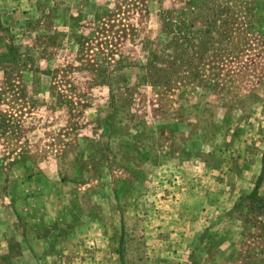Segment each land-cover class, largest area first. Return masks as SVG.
<instances>
[{
	"label": "rangeland",
	"instance_id": "rangeland-1",
	"mask_svg": "<svg viewBox=\"0 0 264 264\" xmlns=\"http://www.w3.org/2000/svg\"><path fill=\"white\" fill-rule=\"evenodd\" d=\"M263 206L264 0H0V264H264Z\"/></svg>",
	"mask_w": 264,
	"mask_h": 264
},
{
	"label": "trees",
	"instance_id": "trees-1",
	"mask_svg": "<svg viewBox=\"0 0 264 264\" xmlns=\"http://www.w3.org/2000/svg\"><path fill=\"white\" fill-rule=\"evenodd\" d=\"M255 199H257V195L256 194H253L252 195ZM263 208H264V206H263Z\"/></svg>",
	"mask_w": 264,
	"mask_h": 264
}]
</instances>
